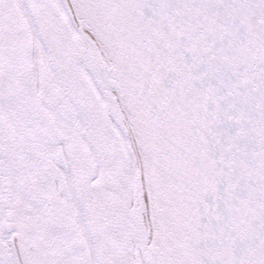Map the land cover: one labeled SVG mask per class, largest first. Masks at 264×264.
<instances>
[{"label": "snow or ice", "instance_id": "6c2138e0", "mask_svg": "<svg viewBox=\"0 0 264 264\" xmlns=\"http://www.w3.org/2000/svg\"><path fill=\"white\" fill-rule=\"evenodd\" d=\"M0 264H264V0H0Z\"/></svg>", "mask_w": 264, "mask_h": 264}]
</instances>
